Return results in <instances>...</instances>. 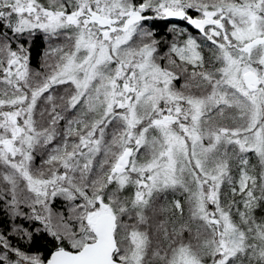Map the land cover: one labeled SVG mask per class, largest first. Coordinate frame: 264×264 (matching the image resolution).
I'll list each match as a JSON object with an SVG mask.
<instances>
[{"label": "snow or ice", "instance_id": "snow-or-ice-1", "mask_svg": "<svg viewBox=\"0 0 264 264\" xmlns=\"http://www.w3.org/2000/svg\"><path fill=\"white\" fill-rule=\"evenodd\" d=\"M0 264H264V0H0Z\"/></svg>", "mask_w": 264, "mask_h": 264}]
</instances>
